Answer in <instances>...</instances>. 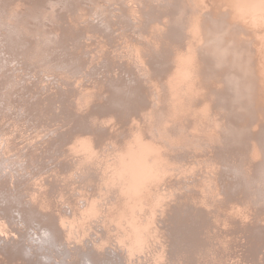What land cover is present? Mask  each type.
<instances>
[{
	"label": "rangeland",
	"instance_id": "rangeland-1",
	"mask_svg": "<svg viewBox=\"0 0 264 264\" xmlns=\"http://www.w3.org/2000/svg\"><path fill=\"white\" fill-rule=\"evenodd\" d=\"M0 264H264V0H0Z\"/></svg>",
	"mask_w": 264,
	"mask_h": 264
},
{
	"label": "bare ground",
	"instance_id": "bare-ground-1",
	"mask_svg": "<svg viewBox=\"0 0 264 264\" xmlns=\"http://www.w3.org/2000/svg\"><path fill=\"white\" fill-rule=\"evenodd\" d=\"M41 251H47L46 249H40ZM48 252V251H47ZM126 252V251H125ZM127 253V252H126ZM121 260H123L122 258H121Z\"/></svg>",
	"mask_w": 264,
	"mask_h": 264
}]
</instances>
